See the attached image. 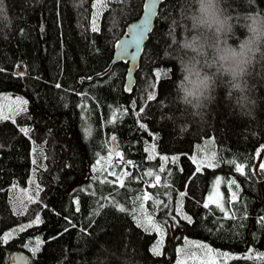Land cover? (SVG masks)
<instances>
[{
	"label": "trees",
	"instance_id": "16d2710c",
	"mask_svg": "<svg viewBox=\"0 0 264 264\" xmlns=\"http://www.w3.org/2000/svg\"><path fill=\"white\" fill-rule=\"evenodd\" d=\"M144 1L0 2V112L9 117L0 120V264H12L19 252L28 264H207L197 245L227 253L226 264H264V152L259 178L252 172L264 145V104L258 125L235 117L223 92L202 130L181 135L164 119L170 109L163 101L178 78L177 65L164 57V18L178 0L161 5L126 92L128 63L106 71ZM258 4L264 8V0ZM214 189L224 212L204 207ZM20 190L30 195L25 204L13 197ZM147 217L162 235L138 226ZM160 241L157 256L150 249ZM219 257L216 264H225Z\"/></svg>",
	"mask_w": 264,
	"mask_h": 264
},
{
	"label": "clouds",
	"instance_id": "9594fccd",
	"mask_svg": "<svg viewBox=\"0 0 264 264\" xmlns=\"http://www.w3.org/2000/svg\"><path fill=\"white\" fill-rule=\"evenodd\" d=\"M164 19V57L178 69L163 101L170 109L164 119L181 135L193 126L202 130L223 92L235 117L258 125L264 104V8L258 0H178L175 14Z\"/></svg>",
	"mask_w": 264,
	"mask_h": 264
},
{
	"label": "water",
	"instance_id": "95a60500",
	"mask_svg": "<svg viewBox=\"0 0 264 264\" xmlns=\"http://www.w3.org/2000/svg\"><path fill=\"white\" fill-rule=\"evenodd\" d=\"M163 2L164 0H145L141 16L127 26L125 35L119 39L115 46L111 63L106 72H109L111 68L119 62L123 61L128 63L125 79V89L128 93H130L135 86V76L140 68L143 51L150 34L154 30L155 21ZM146 20L148 21V28L143 32L142 37H140L137 35L138 30L140 26L145 24ZM133 40H136L137 44H131ZM126 44H131L127 52L124 51V46ZM28 260V255L26 253L19 252L14 254L12 264H28Z\"/></svg>",
	"mask_w": 264,
	"mask_h": 264
},
{
	"label": "snow or ice",
	"instance_id": "6c2138e0",
	"mask_svg": "<svg viewBox=\"0 0 264 264\" xmlns=\"http://www.w3.org/2000/svg\"><path fill=\"white\" fill-rule=\"evenodd\" d=\"M0 2H2V0H0ZM97 4H99L100 6H102V0H97ZM94 6H95V5H94ZM147 28H148V21L146 20V21H145V24L142 25V26H140L137 35L140 36V37H142L143 32H144L145 30H147ZM92 30H93V31H97V30H98V29L96 28L95 24H94ZM131 44H137V41H136V40H133V41L131 42ZM131 44H126V45L124 46V51H125V52H127V49H128V47L131 46ZM162 75H166V74H165V73H157V76H162ZM57 87H59V85H57ZM16 104H17V105H24V104H26V102L23 101V100H19V99H17V100H16ZM141 111H143V109H141ZM114 117H115V114H114ZM8 118H9L8 116H6V115H4L2 112H0V120H7ZM141 127H144V125H141ZM21 131L24 132L25 134H27V132H28L29 130H28V129H21ZM88 134H90V129H89V133H88ZM113 140H115V137H113ZM154 151H155V149L153 148V149H152V152H154ZM116 156L119 157L120 159H123V158L121 157V155H120L119 152L116 153ZM150 158H152L151 155H150ZM161 159H165V160H166L167 158L162 157ZM173 159H175V158H173ZM215 161H216V157H215V154H213V155H211L210 157L207 158L205 164H206V166H208V167H212V166H214ZM129 163H131V162H129ZM233 163H235V162H233ZM235 169H236V171L239 172L241 175L244 174V167H243V165H241V164H235ZM261 169L264 170V165H261ZM94 171H96V169H94ZM160 171L163 172V171H164V168L161 167ZM199 171H200V166L198 165V166H197V172H199ZM124 175H127V174H126V173H122V174H121V178H118V179H119V186H120V187H123V186H124V180L122 179V177H123ZM147 175L150 176V175H152V174H151V173H148ZM155 179H156L157 183H159V181H160V177L157 176ZM220 183H221V180H220L219 178H217V180H216V185L218 186ZM230 183L233 184V185H235L236 182H235V180H233V181H231ZM142 199H143L144 201H147V200H150L151 197H150L147 193H145V194L143 195ZM235 199H236V196H235V194H233V196H232V201H235ZM222 200H223V197L220 196L219 191L216 190V189H214V195H213V196H209V198H208V202H206V203L204 204V207H205V208H208V207H209V204L211 203V204H214V205L216 206V208H218L221 212H224V211H225V208H224V205H223V203H222ZM120 210L123 211V209H120ZM140 210H141V212H143V204H141V206H140ZM226 215H227V214H226ZM183 218H184L185 220H187L189 223H191V219H190L189 217H186V216H185V217H183ZM34 223L39 224V223H40V218L37 217L36 220L34 221ZM261 223H264V218L261 219ZM148 225H150L151 227L149 228ZM138 226L144 227L145 231H151V230H154V231H156L158 234H161V235H162V229L159 228V227H158V226L152 221L151 217H147L145 222H140V221H138ZM29 227H31V225H29ZM22 230H23V229H21V231H22ZM10 235H11V234H8V236H5V237H4L5 241H7V239L9 238ZM161 243H162V241L158 242L157 245H156L155 247H153V248L150 249V251H151L154 255L159 256V255L161 254V252H160V244H161ZM197 247L206 250V252H207V254H208V261H207V264H216V260L213 258V257H215V256H222V257L224 258V260H225V264H226L227 259L229 258L227 253H222V254H221V253H213V250H212L211 248H209L207 245H197ZM38 250H39V242H37V248L33 249V251L35 252V251H38ZM200 264H204V262L201 261Z\"/></svg>",
	"mask_w": 264,
	"mask_h": 264
},
{
	"label": "rangeland",
	"instance_id": "374dc122",
	"mask_svg": "<svg viewBox=\"0 0 264 264\" xmlns=\"http://www.w3.org/2000/svg\"><path fill=\"white\" fill-rule=\"evenodd\" d=\"M264 152V145L260 146L255 153V160H254V165L252 167V172L255 175L256 178H259L258 175V169L260 167L261 164V157H262V153ZM119 164V161H115L113 162L109 167V171L111 173V175L114 174L117 166ZM28 196H30L26 190H20L19 192H16L13 197H15V199H17L20 203H24L27 202L28 200H30V198H28ZM8 234H11L9 237L14 235V230L10 231ZM8 234L6 236H8ZM5 237V236H4ZM5 240V239H4ZM214 258V257H213ZM222 258L224 259L222 256L219 257V259ZM215 259V258H214Z\"/></svg>",
	"mask_w": 264,
	"mask_h": 264
}]
</instances>
